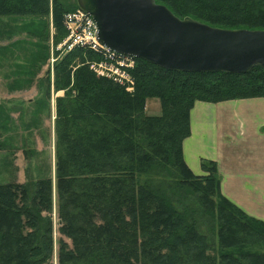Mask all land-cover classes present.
Listing matches in <instances>:
<instances>
[{
    "label": "trees",
    "instance_id": "obj_1",
    "mask_svg": "<svg viewBox=\"0 0 264 264\" xmlns=\"http://www.w3.org/2000/svg\"><path fill=\"white\" fill-rule=\"evenodd\" d=\"M49 1L0 0V15L47 14ZM155 1L180 18L190 16L224 28L264 29V0ZM75 3L68 8L52 0L59 41L67 36L64 10L78 8ZM85 53L97 57L75 47L62 60L66 85L69 66ZM135 59L132 91L97 76L83 61L73 72L75 92L67 88L57 99L56 133L64 147L58 189L61 208H66L60 214V230L79 235L73 249H62L60 264L84 258V264H149V256L154 264H214L217 258L219 264H264V221L222 193L216 161L202 159L203 173L196 174L183 155L195 101L264 96V68L256 66L246 73L186 72ZM152 96L161 99L160 114L145 110ZM27 190L21 184L0 185V216L22 218L30 225L41 220L32 201L20 196L28 197ZM208 216L218 224L219 257L205 250L209 243L198 229ZM40 222L35 232L25 234L18 223L15 236L24 238L25 249L20 257L18 253L19 264H52L51 220L41 236ZM256 246L262 250H250Z\"/></svg>",
    "mask_w": 264,
    "mask_h": 264
},
{
    "label": "rangeland",
    "instance_id": "obj_2",
    "mask_svg": "<svg viewBox=\"0 0 264 264\" xmlns=\"http://www.w3.org/2000/svg\"><path fill=\"white\" fill-rule=\"evenodd\" d=\"M59 1L68 8L76 2ZM49 3L47 14L24 12L0 15V185H26L28 190L24 193L30 195L20 196L23 201H32L41 218L34 219L30 225L25 220L23 224L22 218L0 216V264H19L16 261L25 251L22 247L24 238L15 236L18 223L22 224L20 229L25 234L27 231L35 232L41 221V231H38L41 236L46 230L45 222L51 220L52 264H60L62 249H73L79 239L78 234L60 230V214L66 208L64 211L61 208L63 204L58 189V180H61L58 162L64 147L58 143L56 133L57 99L65 95L67 88L75 92L73 72L77 66L84 61L91 69L92 63L98 58H90L85 53L84 58L72 60L74 64L69 66L72 68L70 82L66 85L61 62L68 52L62 47L63 39L59 41L62 38L61 30H58L54 21L52 0ZM93 72L101 76L95 70ZM252 98L262 99L260 107L264 109V96ZM69 99L65 100L64 105ZM145 110L148 114H160L161 99L158 96L149 97ZM211 218L208 216L198 229L209 243L205 250L219 257L218 224ZM251 249L262 250V247ZM145 259L149 264L155 263L150 256ZM219 262L220 258H217L214 264ZM84 263H87L85 258L65 264ZM186 264L192 263L187 260Z\"/></svg>",
    "mask_w": 264,
    "mask_h": 264
},
{
    "label": "water",
    "instance_id": "obj_3",
    "mask_svg": "<svg viewBox=\"0 0 264 264\" xmlns=\"http://www.w3.org/2000/svg\"><path fill=\"white\" fill-rule=\"evenodd\" d=\"M97 26L98 42L165 69L246 73L264 68V29L212 26L175 15L155 0H76Z\"/></svg>",
    "mask_w": 264,
    "mask_h": 264
},
{
    "label": "crops",
    "instance_id": "obj_4",
    "mask_svg": "<svg viewBox=\"0 0 264 264\" xmlns=\"http://www.w3.org/2000/svg\"><path fill=\"white\" fill-rule=\"evenodd\" d=\"M262 99L196 100L183 155L196 174L216 161L222 193L264 221V109Z\"/></svg>",
    "mask_w": 264,
    "mask_h": 264
},
{
    "label": "built area",
    "instance_id": "obj_5",
    "mask_svg": "<svg viewBox=\"0 0 264 264\" xmlns=\"http://www.w3.org/2000/svg\"><path fill=\"white\" fill-rule=\"evenodd\" d=\"M64 24L67 36L62 42L63 49L70 51L82 47L93 51L98 58L90 67L93 71L123 85L129 91L134 89L135 78L131 68L136 59L102 46L97 40V26L92 16L76 8L64 14Z\"/></svg>",
    "mask_w": 264,
    "mask_h": 264
},
{
    "label": "bare ground",
    "instance_id": "obj_6",
    "mask_svg": "<svg viewBox=\"0 0 264 264\" xmlns=\"http://www.w3.org/2000/svg\"><path fill=\"white\" fill-rule=\"evenodd\" d=\"M63 25H64V27H65V24H64V19H63ZM66 52H69V50H66Z\"/></svg>",
    "mask_w": 264,
    "mask_h": 264
}]
</instances>
